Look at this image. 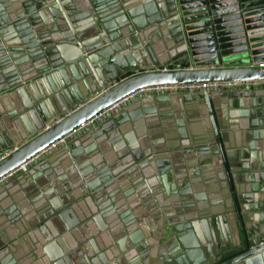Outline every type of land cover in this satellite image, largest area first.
Masks as SVG:
<instances>
[{
    "label": "crops",
    "instance_id": "0c3cea01",
    "mask_svg": "<svg viewBox=\"0 0 264 264\" xmlns=\"http://www.w3.org/2000/svg\"><path fill=\"white\" fill-rule=\"evenodd\" d=\"M165 1L0 0V117L24 134L0 157L137 68L164 67ZM208 91L209 104L204 91L124 103L4 180L0 264H213L264 230V86Z\"/></svg>",
    "mask_w": 264,
    "mask_h": 264
},
{
    "label": "water",
    "instance_id": "95a60500",
    "mask_svg": "<svg viewBox=\"0 0 264 264\" xmlns=\"http://www.w3.org/2000/svg\"><path fill=\"white\" fill-rule=\"evenodd\" d=\"M165 5L166 19H170L176 32L173 58L162 68H137L132 76L107 88L20 148L0 157V180L17 172L51 145L139 90L159 86L264 82V67H260L264 64V0H166ZM97 34H100L99 30ZM100 56L104 57L102 53ZM14 82L11 80L10 84ZM109 82L110 79L99 88L104 89ZM204 95L209 104V91H204ZM10 100L16 103L11 96ZM6 103H9L7 99L0 101V114H3L2 108ZM14 115L10 114L9 118H14ZM28 116L32 120V113ZM27 117L19 120L26 129V136H29L32 133ZM0 118V125L5 129L0 130V152H4L14 147L24 134L18 126L11 128L8 118L2 115ZM210 120L238 213L220 132L213 116ZM33 127L38 126L34 123ZM14 133L19 136L14 137ZM213 264H264V230L254 226L246 228L239 247L232 245L221 250Z\"/></svg>",
    "mask_w": 264,
    "mask_h": 264
},
{
    "label": "built area",
    "instance_id": "2783aa9c",
    "mask_svg": "<svg viewBox=\"0 0 264 264\" xmlns=\"http://www.w3.org/2000/svg\"><path fill=\"white\" fill-rule=\"evenodd\" d=\"M260 67H264V64L261 65ZM264 86L263 83H227V84H202V85H178V86H159V87H153V88H148V89H143L139 90L127 98H125L123 101L120 103L114 105L113 107L101 112L100 114L96 115L94 118L83 124L79 129L74 131L73 133L69 134L67 137L63 138L59 142L51 145L48 149H46L42 153H46L51 151L53 148H56L60 144H65L66 140L72 135L76 134L82 130H84L87 127H94L97 125L101 120L106 117L111 111L116 109L117 107L121 106L124 103L133 101L143 95H157V94H183V93H194V92H201V91H206V90H223V89H235V90H250L253 88H260ZM71 114V112L69 113ZM68 114V115H69ZM33 160V159H32ZM31 160V161H32ZM29 161L27 164H24L19 170H25L26 166L31 162ZM15 173H11L7 177L3 178L0 180V184L8 179L9 177L13 176Z\"/></svg>",
    "mask_w": 264,
    "mask_h": 264
}]
</instances>
